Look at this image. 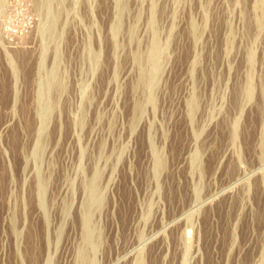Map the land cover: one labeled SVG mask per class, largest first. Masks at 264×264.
<instances>
[{
    "label": "rangeland",
    "instance_id": "rangeland-1",
    "mask_svg": "<svg viewBox=\"0 0 264 264\" xmlns=\"http://www.w3.org/2000/svg\"><path fill=\"white\" fill-rule=\"evenodd\" d=\"M0 76V264H264V0H0Z\"/></svg>",
    "mask_w": 264,
    "mask_h": 264
},
{
    "label": "bare ground",
    "instance_id": "bare-ground-1",
    "mask_svg": "<svg viewBox=\"0 0 264 264\" xmlns=\"http://www.w3.org/2000/svg\"><path fill=\"white\" fill-rule=\"evenodd\" d=\"M157 51V50H156ZM17 54V53H16ZM3 71V70H2ZM1 77V76H0ZM30 120V119H29ZM29 122V121H28ZM222 126V125H221ZM30 131V130H29ZM178 135V134H177ZM12 136V135H11ZM19 139V138H18ZM12 140V139H11ZM248 146V145H247ZM250 147V146H249ZM174 149V148H173ZM175 151V150H174ZM180 152V151H179ZM3 167V166H2ZM4 174V173H3ZM3 184V183H2ZM33 232V231H32ZM36 235V234H35Z\"/></svg>",
    "mask_w": 264,
    "mask_h": 264
}]
</instances>
